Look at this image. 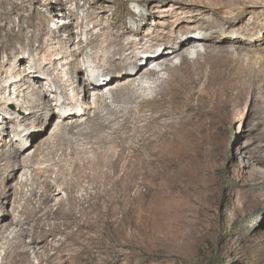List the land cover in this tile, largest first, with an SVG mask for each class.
I'll return each mask as SVG.
<instances>
[{
  "label": "bare ground",
  "instance_id": "obj_1",
  "mask_svg": "<svg viewBox=\"0 0 264 264\" xmlns=\"http://www.w3.org/2000/svg\"><path fill=\"white\" fill-rule=\"evenodd\" d=\"M151 1L156 4L147 9L151 13L145 17L144 25L137 26L136 14L132 26L114 19L109 22L96 20L89 14L87 18L93 26L86 32L87 44L74 42L73 35H70L66 40L58 37L53 48L48 50L41 38L37 48L51 60L48 71L53 73L52 82H58L54 92L62 96V99L55 100V104L49 91L41 92L39 85L43 81L37 73L29 86L31 97L22 94L26 84L25 71L20 70L13 81L5 80L1 66L4 47L0 44V96H6L4 83L17 85V96L23 99L15 103L20 111L25 110L21 123H42L48 115H59L56 126L59 132L52 138L54 144L50 147L52 157L55 156L52 162L67 167V172L60 170L72 179L79 178L84 172L83 176L109 181L115 186H118L123 172L138 193L134 196L124 194L122 212L131 210L146 215L153 211L148 174L141 170L147 161L144 156L147 149L168 139L181 141V128L200 123L202 116L215 115L232 102L247 99L251 103H262L264 112L262 66H256L252 59L244 56L252 50H264V0ZM155 18V27H151V20ZM72 26L65 23L63 27ZM88 47L92 48L97 67L107 74L104 76H110L105 82L100 79L101 73L95 71L96 66L92 67L88 79L84 83L81 81L80 74L85 68L80 57ZM21 51L13 50L14 54L4 51L6 62ZM145 59L147 65H144ZM177 59L178 63L175 62ZM59 65L68 69L69 78L65 81L54 73ZM69 87L75 89L74 97H69ZM92 94L97 97L93 103L89 102ZM80 95L82 101L76 102ZM7 103L13 101L0 99V114L8 111ZM161 127L165 129L163 132L159 130ZM12 129L16 131L17 126ZM24 133L25 130V136ZM25 143L27 145L23 147ZM32 145V141L24 140L14 145L13 150L4 148L0 151V183L8 184L10 190L0 195V205L26 201L20 205L16 222L12 219L7 224L0 223V242L10 225L16 223L19 227L0 264H36L31 258L32 249L39 259L38 264H79L77 258L82 253L86 257V252L90 251L81 239L94 237L87 231L95 224L85 221L74 232H68L70 221L75 218V208L67 212L62 200L52 204L49 180L44 182L40 191L33 188L30 196L25 192L24 180L19 181V187L11 183L24 165L21 156ZM156 148L152 153L156 154ZM258 150L264 155V149ZM257 163L264 166V156L257 158ZM40 170L36 168L34 172ZM250 172L254 182L258 185L264 183L259 168L254 167ZM73 188V185L67 187V191L73 194ZM77 200L72 198V206L81 204ZM260 200L264 201V193L256 199L257 203ZM84 264L88 263L85 261Z\"/></svg>",
  "mask_w": 264,
  "mask_h": 264
},
{
  "label": "rangeland",
  "instance_id": "obj_2",
  "mask_svg": "<svg viewBox=\"0 0 264 264\" xmlns=\"http://www.w3.org/2000/svg\"><path fill=\"white\" fill-rule=\"evenodd\" d=\"M155 4L151 0L141 3L138 0H0V44L4 47L1 66L5 80L13 81L20 70L25 71L26 84L22 94L31 97L29 86L37 73L43 81L39 85L41 92L49 91L55 104V100L62 99V96L54 92L58 82H52L53 73L48 71L51 60L37 48L41 38L48 50L53 48L58 37L66 40L70 35H73L74 42L87 44L86 32L93 26L92 21H88L89 14L96 20L109 22L114 19L127 26H132L136 14L137 26H141L151 13L149 8ZM65 23L73 26L64 28ZM155 24L156 18L151 20V27ZM89 48L80 57L85 68L80 74L81 81L84 83L92 67L96 66L95 71L101 73L100 79L105 82L110 76H104L107 74L97 67L92 48ZM6 50L9 54H14L13 50L22 51L6 62ZM244 56L252 59L256 66H262L264 74V65L258 64H264V50H252ZM24 58L25 61L21 62ZM144 65H147L146 59ZM67 71L59 65L54 73L65 81L69 78ZM4 84L7 97L2 95L0 99H11L13 103H7L8 111L0 114V151L4 148L13 150L14 145L24 140L33 142L21 156L25 160L24 165L18 169L11 183L19 187L24 180L25 192L30 196L33 188L40 191L44 182L49 180L52 204L62 200L67 212L75 208V218L71 219L68 232H74L85 221L95 224L87 231L95 238L81 239L90 251L86 252V257L82 253L77 258L79 264L85 261L88 264H264V201H256L264 193V183L258 185L254 182L250 172L256 167L264 175V166L257 163V158L264 156L258 150L264 149L262 103H251L247 99L232 102L215 115L202 116L200 123L181 128V141L168 139L159 143L160 146L147 149L144 153L147 161L141 170L148 174L153 211L146 215L131 210L122 212L124 194L134 196L138 193L123 172L118 186L83 176L84 172L80 174L83 178L74 179L63 174L62 170L67 172V167L52 162L55 156L52 157L50 149L54 144L52 138L59 132L56 127L59 115H48L49 119L47 117L42 123L31 121L22 124L25 110L20 111L15 101L23 98L17 96V85ZM67 90L69 97H74L75 89L69 87ZM96 98L92 94L89 102H96ZM81 101L80 95L76 102ZM6 117L12 119H5L8 120L6 123L3 119ZM13 126H17L16 131H13ZM159 130L163 132L165 129L161 127ZM155 147L156 154L152 153ZM36 168L41 169L39 173L34 172ZM72 185L73 194L67 191V187ZM8 186L0 183V195L10 191ZM75 197L81 204L72 206V198ZM25 203V200H20L16 204L11 201L7 206L0 205V223L17 220L20 205ZM18 229L14 223L4 234V240L0 242V262ZM26 241L30 239L26 238ZM31 252L32 261L38 264L36 252L33 249Z\"/></svg>",
  "mask_w": 264,
  "mask_h": 264
}]
</instances>
